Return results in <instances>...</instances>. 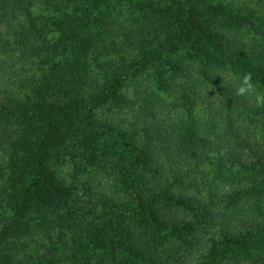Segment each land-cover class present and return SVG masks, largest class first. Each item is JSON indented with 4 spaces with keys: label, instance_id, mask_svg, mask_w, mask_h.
<instances>
[{
    "label": "trees",
    "instance_id": "16d2710c",
    "mask_svg": "<svg viewBox=\"0 0 264 264\" xmlns=\"http://www.w3.org/2000/svg\"><path fill=\"white\" fill-rule=\"evenodd\" d=\"M161 3L160 20L148 26L142 21L132 30L116 25L118 16L130 21L129 0H0V195L5 199L0 202L10 213L0 222V250L5 236L16 230L5 235L2 225L9 221L24 228V235L14 237L32 242L42 264H59L57 247L65 239L66 224L51 238L40 235L33 222L40 217L48 226L53 213L54 204L43 199L50 145L59 139V128L81 113L59 109L67 93L56 86V77L40 81L27 73L42 72L49 79L56 70L63 86L74 85L75 95L100 101L104 96L88 81L98 69L111 71L99 64L98 55L117 52L123 45L115 39L121 35L134 53L128 62L136 67L147 59L188 54L170 67L186 74L190 86L184 92L194 99L187 100L189 122L178 129L160 117L157 100L139 109L143 124L151 126L144 160L158 180L136 175L145 157L129 140V177L136 179L126 189L138 199L132 207L115 208L120 216L132 210L127 223L144 228L136 239L138 258L149 264H264V17L244 3L225 0ZM137 32L149 41L134 40ZM84 50L85 56L74 53ZM91 51L95 55L87 65ZM136 91L142 93L135 99H147L145 87Z\"/></svg>",
    "mask_w": 264,
    "mask_h": 264
},
{
    "label": "rangeland",
    "instance_id": "374dc122",
    "mask_svg": "<svg viewBox=\"0 0 264 264\" xmlns=\"http://www.w3.org/2000/svg\"><path fill=\"white\" fill-rule=\"evenodd\" d=\"M129 1L133 3L128 12L130 21H124L118 16L116 21L118 26L134 30L142 21L148 26L151 20H160L159 15L162 11L165 12L161 0ZM225 1L235 5L244 3L259 16L264 17V0ZM100 13L105 17H108L107 13L110 15V12L104 9L100 10ZM55 19L58 21L57 16ZM88 32L93 35L96 32L95 27H89ZM131 37L142 43H145V40L149 41V37H142L141 32ZM121 38L122 36L118 35L115 39L123 45L117 52L111 50L102 56L98 53L99 64L110 66L111 71L98 69V73L96 72L92 80L88 81V85L96 84V94L104 96L95 103L94 97L91 100L89 97L80 98L75 95L74 85L63 86L56 70L49 74V79L48 75L42 72L30 70L27 73L30 78L34 75L33 79L40 81L52 82L56 77V86L61 90L65 89L67 93L65 106L59 105V109L74 107L81 113L71 124L59 128V139L50 145L45 163L43 199L47 204H54L53 213L48 226L41 224L40 217L35 218L33 222L37 226L35 229L40 230V235L45 233L51 238L54 237L57 228L66 224V227L62 228L65 232L64 244L61 243L57 247L59 253L56 257L60 260L59 264H149L148 260L138 258L139 254L136 252L138 251L136 239L140 240L138 231H144V228L127 223L133 215L132 210L128 211L129 214L120 216L115 209L121 203H129V207H132L134 201L138 199L137 194L133 196L127 192V185L136 179L129 177L128 152L131 148L129 140L136 141L141 155L145 157L140 158L145 163L141 164L142 170H137L136 175L139 174L141 179L155 182L158 179L146 164L147 160H144L150 153L146 152L148 140L145 134L151 126L143 124L144 116L139 111L140 107L144 105L150 107L157 100L155 103L157 108L161 107L160 117L169 120L172 129L181 128L190 120L188 117L190 112L187 110L190 102L187 100L193 103L194 99L188 94L189 79L184 72H175L170 67L171 63L175 66L181 64L188 54L182 51L173 59L161 57L159 60L150 61L138 53V58H145L146 61L136 67V62H128L133 60L134 53ZM77 46L84 49L92 47L90 43L85 45L77 43ZM85 50L74 53L85 56L87 54ZM127 50L130 51L126 52ZM94 55L91 51L88 60L86 59L87 65H91V58ZM119 67L121 69H118ZM140 86L148 90L147 99L146 97L135 99V94L142 93L136 91ZM185 89L188 93L184 92ZM196 113L200 115L199 111ZM162 164L165 162H161ZM53 171L58 178L53 175ZM182 187L189 190L185 186ZM0 201H5L1 195ZM9 216L6 206L0 202V222ZM2 226L5 235L13 228L16 230L10 233V237L8 235L3 239L5 245L3 250H0V257H4V260L0 259V264H42L36 260L38 251L31 249L32 242L29 244L27 240L24 242L14 237V234L24 235L22 226L12 225V221L5 222ZM44 264L54 263L49 261Z\"/></svg>",
    "mask_w": 264,
    "mask_h": 264
}]
</instances>
